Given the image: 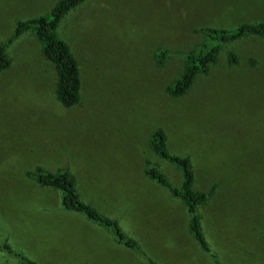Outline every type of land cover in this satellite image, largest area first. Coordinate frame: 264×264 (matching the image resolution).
I'll use <instances>...</instances> for the list:
<instances>
[{
	"label": "rangeland",
	"instance_id": "1",
	"mask_svg": "<svg viewBox=\"0 0 264 264\" xmlns=\"http://www.w3.org/2000/svg\"><path fill=\"white\" fill-rule=\"evenodd\" d=\"M57 1L0 0V40ZM261 21L264 0H88L58 27L81 72L71 108L57 101L55 70L34 34L18 37L8 47L10 68L0 72V264H23L21 256L87 264L70 230L75 212L27 175L37 167L68 168L84 199L129 236L139 225V255L149 264H264V40L228 43L185 95L167 89L204 29ZM162 50L168 56L158 64ZM156 129L172 154L191 156L199 188L216 186L197 209L209 252L190 233L187 209L143 176L150 161L181 183L180 169L151 148ZM124 257L106 264L140 263Z\"/></svg>",
	"mask_w": 264,
	"mask_h": 264
},
{
	"label": "trees",
	"instance_id": "2",
	"mask_svg": "<svg viewBox=\"0 0 264 264\" xmlns=\"http://www.w3.org/2000/svg\"><path fill=\"white\" fill-rule=\"evenodd\" d=\"M86 1L88 0H58L49 13L17 21L13 34L0 40V72L9 69L12 64L8 47L24 33L32 32L41 46L43 56L55 70L57 101L64 108L75 106L80 100L82 88L79 62L69 43L59 36L58 27L68 13ZM203 33L204 42L184 54L183 70L167 88L174 97L185 95L192 87L197 75L208 72L209 67L217 62L228 43H235L248 37L264 40V21L242 23L232 29L206 28ZM167 56V50L160 51L156 57L158 64H163ZM227 59L230 63H234L237 56L231 50L228 52ZM150 143L152 150L159 158L180 169L181 183L178 186L173 185L159 166L150 161L146 163L145 174L148 178L166 187L184 203L190 217L189 228L193 237L204 250L209 251L210 248L202 231L197 209L214 195L216 186L213 185L209 191H199L194 188L195 177L191 156L172 154L173 152L168 146L167 135L162 129H156L152 133ZM27 175L39 185L57 190L61 195L65 209L78 211L89 220L109 228L118 241L129 248L138 250L135 241L125 235L117 220L101 214L80 198L74 174L68 168L48 171L37 167L33 172H27ZM4 248L10 250L7 244H4ZM20 258L23 264H32L24 257Z\"/></svg>",
	"mask_w": 264,
	"mask_h": 264
},
{
	"label": "crops",
	"instance_id": "3",
	"mask_svg": "<svg viewBox=\"0 0 264 264\" xmlns=\"http://www.w3.org/2000/svg\"><path fill=\"white\" fill-rule=\"evenodd\" d=\"M143 176L149 182V184L154 185L156 187V189L161 192V194L166 198L165 199L166 202L170 203L174 208H176L175 204L178 202L179 204H181V206H183V207H181L183 210L185 205L179 198L175 197L166 187H164L161 184H159L158 182L148 178L147 175L145 174V172H144ZM74 177H75L76 189L80 195V198L83 201H85L86 203L93 206L92 203H90L84 199V197L87 198V196L85 194H82L83 192L81 191L82 189L80 190V185L78 183V180H77L75 175H74ZM88 184H89V182H88ZM194 185H195L194 188L196 190L200 189L199 191H209L210 190V189L209 190H203L202 188H199L197 185L196 179L194 181ZM176 186H178V185H176ZM214 195H215V193H214ZM203 208H205V207H203ZM95 209H97V208H95ZM184 209H186V207ZM97 210L101 214L107 216L105 214V212L100 211L99 209H97ZM69 211H73V210H69ZM74 212H75V214H74L75 216L73 218L74 226L72 228H70V230L72 232L71 234H73V238L78 242L79 246L76 249H77V253L79 254V257L82 259V261H86L87 264H106L108 261H110L106 257H109L111 259L112 256H119V257L125 256L124 259L130 258L131 260L135 261L132 263H139L140 262L141 264H149V263H147L148 261L146 259H144V256L139 255V254H141L139 252L140 250H142V252L144 251L143 240L140 238L139 225H136V230H135L136 237L135 238L129 236L124 230H122L126 236L130 237V239L134 240L135 243L137 244L138 250H135V249L127 247L122 242L118 241L114 237L112 231L109 228L89 220L84 214H82L78 211H74ZM107 217L111 218L109 216H107ZM189 220H190V217H189ZM206 228L208 229L207 225H206ZM189 230H190V228H189ZM131 231H133V230H131ZM190 233H191V231H190ZM205 238H206L207 243L210 242L208 240L207 236H205ZM194 240H195V238H194ZM197 244L200 246V244L198 242H197ZM110 245H112L113 247H111ZM208 245H209V243H208ZM200 248L205 252H209V251L204 250L201 246H200ZM209 248H210V245H209ZM85 254H87V255H85ZM96 257L98 259L97 263H95Z\"/></svg>",
	"mask_w": 264,
	"mask_h": 264
}]
</instances>
